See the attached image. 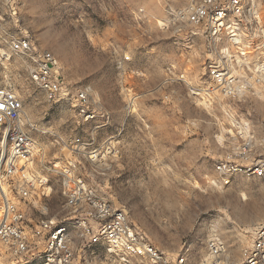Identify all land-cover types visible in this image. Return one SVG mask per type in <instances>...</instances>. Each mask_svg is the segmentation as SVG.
<instances>
[{
  "label": "rangeland",
  "instance_id": "obj_1",
  "mask_svg": "<svg viewBox=\"0 0 264 264\" xmlns=\"http://www.w3.org/2000/svg\"><path fill=\"white\" fill-rule=\"evenodd\" d=\"M188 1L20 0L24 33L57 56L69 90H89L91 121L82 123L71 103L49 102L30 80L27 59L11 49L0 85L24 100L43 145L35 167L48 181L41 202L47 215L68 214L62 181L51 170L71 164L169 255L185 248L186 264H211L210 245L219 238L229 263L241 264L252 231L264 223V176L236 175L226 184L215 162L252 138V161L264 165V96L208 102L184 83L165 84L173 65L193 86L208 85L204 40L187 51L166 25ZM258 2L264 13V0ZM77 137L84 152L72 149ZM4 140L0 128V163ZM76 245L80 251L83 243ZM80 257L81 264H122L103 247Z\"/></svg>",
  "mask_w": 264,
  "mask_h": 264
},
{
  "label": "built area",
  "instance_id": "obj_2",
  "mask_svg": "<svg viewBox=\"0 0 264 264\" xmlns=\"http://www.w3.org/2000/svg\"><path fill=\"white\" fill-rule=\"evenodd\" d=\"M19 11L20 0H0V65L10 62L9 49L20 54L29 63L30 80L49 102L71 103L82 123L94 119L89 90H69L57 56L39 49L24 33ZM166 25L187 51L194 52L197 40H204L202 66L208 85L193 86L186 70L173 65L167 67L165 84L184 83L195 96L203 92L229 100L264 96V13L258 0H189L170 14ZM25 113L24 100L0 85V128L7 141L0 166V264H81V252L100 247L122 264L139 259L151 264H186L187 249L169 255L136 227L126 208L115 205L71 164H54L51 170L62 181L68 214L47 215L41 202L48 196V181L35 167L44 148ZM71 143L74 152H84L82 138ZM252 148V138H247L215 162L222 182L229 184L236 175L264 176V165L252 161ZM93 153L90 159L96 161L99 154ZM78 239L83 243L80 251ZM210 253L213 264H230L223 240L216 238ZM241 264H264V223L252 231Z\"/></svg>",
  "mask_w": 264,
  "mask_h": 264
},
{
  "label": "bare ground",
  "instance_id": "obj_3",
  "mask_svg": "<svg viewBox=\"0 0 264 264\" xmlns=\"http://www.w3.org/2000/svg\"><path fill=\"white\" fill-rule=\"evenodd\" d=\"M160 22H161V21H160ZM162 22H164V21H162ZM162 22H161V23H162ZM205 89H206V88H205ZM202 95L204 96V99H205V97H207V101L210 102L214 96H218L219 94H218V93H215V94L213 95V93H206V92H203ZM219 96H220V95H219ZM2 144H4L5 150H7V141H6V139L4 140V142H3ZM0 166H1V163H0ZM235 250H236V248H235ZM234 253H235V252H234ZM235 254H237V253H235ZM210 256H211V255H210ZM226 256H227V255H226ZM211 263H212V262H211ZM212 264H213V263H212Z\"/></svg>",
  "mask_w": 264,
  "mask_h": 264
}]
</instances>
